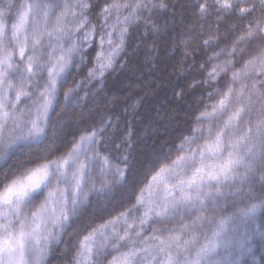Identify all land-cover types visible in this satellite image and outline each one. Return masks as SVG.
<instances>
[{
  "label": "clouds",
  "instance_id": "clouds-1",
  "mask_svg": "<svg viewBox=\"0 0 264 264\" xmlns=\"http://www.w3.org/2000/svg\"><path fill=\"white\" fill-rule=\"evenodd\" d=\"M0 264H264V0H0Z\"/></svg>",
  "mask_w": 264,
  "mask_h": 264
}]
</instances>
